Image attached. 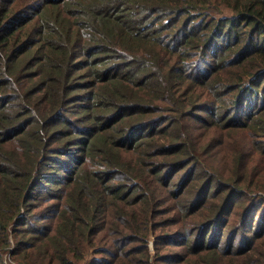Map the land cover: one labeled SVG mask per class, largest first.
Here are the masks:
<instances>
[{"label": "trees", "instance_id": "trees-1", "mask_svg": "<svg viewBox=\"0 0 264 264\" xmlns=\"http://www.w3.org/2000/svg\"><path fill=\"white\" fill-rule=\"evenodd\" d=\"M7 253L264 264V0H0Z\"/></svg>", "mask_w": 264, "mask_h": 264}, {"label": "rangeland", "instance_id": "rangeland-1", "mask_svg": "<svg viewBox=\"0 0 264 264\" xmlns=\"http://www.w3.org/2000/svg\"><path fill=\"white\" fill-rule=\"evenodd\" d=\"M45 192V191H43ZM38 194V193H37ZM43 204V203H42ZM40 208H44L41 209L43 212L40 214V217L38 218V223L43 222L45 224H48L51 222V220L54 217L53 211L51 210V208L46 207L45 203L43 205H41ZM258 214V213H257ZM31 222V221H29ZM28 222V223H29ZM42 230L41 228L39 229V231ZM11 236V235H10ZM151 245V244H150ZM151 248L153 247V245L150 246ZM4 260L7 264H21L15 260H13V257H11V255L9 253H7L6 255H4Z\"/></svg>", "mask_w": 264, "mask_h": 264}, {"label": "water", "instance_id": "water-1", "mask_svg": "<svg viewBox=\"0 0 264 264\" xmlns=\"http://www.w3.org/2000/svg\"><path fill=\"white\" fill-rule=\"evenodd\" d=\"M151 245H152V242H151Z\"/></svg>", "mask_w": 264, "mask_h": 264}]
</instances>
